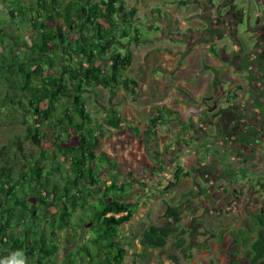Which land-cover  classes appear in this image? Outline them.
Segmentation results:
<instances>
[{
	"label": "trees",
	"instance_id": "16d2710c",
	"mask_svg": "<svg viewBox=\"0 0 264 264\" xmlns=\"http://www.w3.org/2000/svg\"><path fill=\"white\" fill-rule=\"evenodd\" d=\"M136 12L124 0H0V128L11 134L0 146V264H123L121 231L140 199L131 197L135 181L112 172L119 159L98 147L125 123L142 131L113 105L118 89L137 94L125 73L130 44L143 40L123 28L140 20ZM99 87L109 98L96 119L87 93ZM166 114L174 112L161 105L144 125L146 144ZM176 162L160 189L164 225L133 235L143 264L179 234L182 205L171 194L188 172ZM253 219L231 234L228 264H264L262 230L247 237L264 213Z\"/></svg>",
	"mask_w": 264,
	"mask_h": 264
},
{
	"label": "rangeland",
	"instance_id": "374dc122",
	"mask_svg": "<svg viewBox=\"0 0 264 264\" xmlns=\"http://www.w3.org/2000/svg\"><path fill=\"white\" fill-rule=\"evenodd\" d=\"M124 1L127 8L136 7L135 17L140 20L123 28L126 29L125 32L128 36L139 34L143 40L138 45L130 44L129 51L132 66L125 75L137 79V76H135L136 71L144 60L143 56L147 55L148 52L152 53L159 50L164 53L169 50L174 55V63H177L187 54V46L197 42V30L199 29L196 26H200L201 23L197 17L193 18L191 16L193 15V6H190L189 3H187L188 7L190 6L189 10H185L187 5L181 4V1L178 3L179 0H176L173 4H170V0ZM235 8L238 10L237 7ZM241 10H244L245 15L236 24V30L242 37L238 39V46L248 41L247 39L251 34H247L246 31L248 26L253 24V20H248V14L246 15L247 7L242 5L239 11ZM156 12L157 16L152 17L151 14ZM174 17L183 18L185 25L180 28L177 20V22L172 21ZM162 20L166 22V25ZM193 26L195 27L193 28ZM207 28L209 32H212L211 26H207ZM223 29L222 27V31L226 30ZM202 30H206V28L203 27ZM211 42L212 48L220 50L217 41L211 40ZM227 46L225 48L227 50L233 48V42L230 40ZM243 47L240 49L243 52H238L239 49H236L234 54L238 56L243 54L244 62H238V65L246 68L243 64L246 62V58L251 60V57L246 54L250 45H243ZM180 54H182V57H180ZM158 58L150 59L149 67L158 66L159 60L160 65L167 63V59H164L162 55ZM183 64L188 65V63ZM180 65L177 64L175 67ZM197 65L201 68L207 66L204 59L201 62L198 61L195 66ZM175 67L171 76L169 73L157 70L153 73L151 81H149L145 75L144 80L139 81L140 83L144 81L145 85L137 88V94L134 97L123 90H116V99L113 100L114 107L121 116L141 127L142 131L140 134L133 135L130 123H125V126L119 131L100 139L98 150H103L110 156L119 159V165L112 172L120 175L122 181H130L129 179L135 181L136 184L131 197L134 200L138 197L140 199V205L134 218L121 231L122 245L126 250L123 264H143L137 256L141 252V247L138 240L133 238L137 229H143L148 225H164L162 200L165 198L160 189L171 179L174 168L173 162L178 161V154H182L185 147L184 143L177 141V139L189 141L185 138L191 134L189 129L195 126L192 124V120L187 121L186 125H182V122L176 118H173L172 121L164 119L162 125L157 129L158 134L155 141H150L147 144L144 141L147 138L144 125L150 117L156 114L158 107L162 105L161 101L167 106L165 99L160 98H164L170 89L176 91L180 89L177 79L180 78L181 81L189 82V78H182V75L180 77L178 74L173 76L176 72ZM202 70L205 71V69ZM171 79L174 82L172 83L173 87L168 86ZM237 89V87L232 89L229 99L236 98ZM87 95V105L91 110L90 114L96 119L102 117L104 110L108 107V90L99 87L90 90ZM243 96V99H245V95ZM221 99H223V102L226 96ZM172 100L169 96L168 103L172 104ZM248 100L257 110L260 99L254 96V99ZM174 124L179 128L174 129ZM169 134H172V137H169ZM10 137L11 134L8 129L0 128V146L7 144ZM73 142L74 139H72ZM205 143L204 140L203 144ZM252 143L254 141H248L247 145H252ZM207 145L214 147L210 142ZM26 147L30 148L29 144ZM188 155L179 158L180 165L187 168L188 176L180 178L177 186L172 189L173 194H171V196L175 195V203L182 205L179 234L170 239L165 249L151 250V261L147 264H228V252L229 248L232 247L231 234H238L250 229L254 222L253 216L264 213V177H262L264 169L262 172L259 171L260 177L255 176L253 169L247 165L238 168L236 162L231 166L221 165L223 167L219 169L215 157L206 156L205 158L211 160L209 164L212 168L208 172L205 169L201 171L195 167L191 153ZM261 155L262 161L264 150ZM159 159L160 163L156 162ZM183 160L187 162L184 164ZM222 164H224V161H222ZM230 167L232 168L229 169ZM104 182L105 184L108 183L106 179H104ZM259 230H262L264 236V226L257 225L255 227L253 225L250 230L251 233L247 237L255 239L256 231ZM241 235H244V233ZM243 263L245 262L243 261Z\"/></svg>",
	"mask_w": 264,
	"mask_h": 264
},
{
	"label": "crops",
	"instance_id": "0c3cea01",
	"mask_svg": "<svg viewBox=\"0 0 264 264\" xmlns=\"http://www.w3.org/2000/svg\"><path fill=\"white\" fill-rule=\"evenodd\" d=\"M175 19H177L178 22H176L179 24L180 28L185 25V21L183 20V18L174 17L172 21H175ZM162 22L164 23L165 21L162 20ZM232 37L230 36L229 39H227L226 36L218 37L219 40L216 41L220 50H216L214 48L212 50L211 48L213 46L211 40H200L198 37L197 42L189 44L187 46L188 50L186 51L187 54H183L185 56L184 58L182 57V54H180V57L182 58L177 63H174V55H172L169 50L164 53L160 52L159 50L157 52L153 51L152 53L146 52L147 55L143 56L144 60L136 71L135 76H137V79L132 78L139 82L140 80H144L146 75V78L148 77V80L151 81L153 73L157 70L169 73V75L171 76L175 65L181 64L179 67H175L176 72L173 74V76L178 74L180 77L182 75V78H189V82L186 83L187 81H181L180 78L177 79L179 81L178 86L180 87V89H178V91L170 89L167 94L168 97L165 94L164 98L160 99H165L164 101L167 106L164 104L163 101H161V104L164 106L165 109L174 112L173 115L166 114L164 116L165 120L172 121L173 118H176L180 122H182V125H186V123L192 120V124L195 125L194 128L189 129L191 130V134H189V136L185 138L189 140H186L188 142V146L185 145L187 143L186 142L184 144L185 147L182 150V154H178L179 158H181L184 155L189 156L188 154L191 153L193 163L195 162V166H198V164L200 166L204 156H210L211 158L214 156L216 159L215 162H217V166L219 169H221L224 165L229 166L231 163L233 165L235 162L237 163L236 166H238V168H241L240 163H246V160L244 159V157H241V155L238 154L236 150H234L236 153L233 151H229L230 143H228L227 140H224L223 137L228 134L231 130H234L235 134L238 133V131L242 129L241 124L246 129L243 135H245L247 131L249 133L250 129L259 130L258 125L254 123V119L257 115H259V117L264 115V76L260 75L259 78L258 75L253 76L251 74L252 72H250L249 74L247 66L246 68L239 67L238 61L235 59V57H230L233 52H236V49H239L236 48V46L238 44V39L242 38L241 35L238 34L237 36L233 35ZM256 38L257 36L253 35V41H255ZM230 40L233 42V48L227 50L225 48L228 47L227 43H229ZM238 52L243 51L239 49ZM252 52L253 51L251 49L250 54H252ZM161 55L164 59H167V63L160 65L159 60L158 66L149 67V60L159 59L158 57ZM237 58L239 59V62H244L243 54H240ZM202 59H204L205 61H209L210 66L208 63L207 66L203 68L198 65L195 66L198 61L201 62ZM162 61L163 59L161 60V62ZM183 63H188V65L186 66ZM131 66L129 68H131ZM202 69H205V71ZM172 83L174 82L171 79L168 86L173 87ZM144 85V81L138 83V87H142ZM235 87L238 88L237 91L235 90L236 98L229 99L233 91L232 89H234ZM243 95H245V99H243ZM169 96L173 99L172 104L168 103ZM225 96L226 99H224V101L222 102L223 99L221 98ZM254 96L260 99L257 110L254 109L252 103L248 100L254 99ZM192 104L195 106H193ZM226 110L229 111V115L226 117L225 120H231L230 124L232 128L225 129L222 126V129H219L218 138L215 131L216 128L214 129L215 126L211 123V120L213 116H216V118H223V115H220L221 111ZM173 128L177 129L179 127L174 124ZM206 133L210 134L206 135ZM172 134H169V137H172ZM208 135L209 137H207ZM210 136H212V138H210ZM240 139L244 138L241 137ZM240 139L237 141H233L232 143L234 144L232 145L238 147L247 145V140L242 141ZM204 140L207 144L209 142L212 143L214 147H203ZM224 149L226 150V152ZM261 150H263L262 147ZM179 158L176 163L180 165ZM210 161L211 160H209V162ZM222 161H224V164H222ZM183 162L185 164L187 161L183 160ZM221 165L223 166L221 167ZM181 166L185 169V171L187 170L184 165Z\"/></svg>",
	"mask_w": 264,
	"mask_h": 264
},
{
	"label": "flooded vegetation",
	"instance_id": "af4514ba",
	"mask_svg": "<svg viewBox=\"0 0 264 264\" xmlns=\"http://www.w3.org/2000/svg\"><path fill=\"white\" fill-rule=\"evenodd\" d=\"M170 4H173L176 2V0H170ZM181 1V4L189 3L190 6H193L192 8V14L193 18L197 17L199 22L201 23L200 26H196L199 30L198 31V37L200 40H219V36H223L226 38L229 36H237L239 35L238 31L236 30V24L238 21H241L244 18L245 12L244 10H241L242 5H245L247 7L246 15L248 16V20L252 19L253 24L251 26H248L246 33L251 34L250 37L247 39L248 41L244 43V46H249L248 54L251 57L250 59H246V62L243 64L244 66H247L248 73L252 72L251 74L253 76L258 75L260 78V75L264 76V0H179L178 3ZM190 6H186L185 10H189ZM238 10H236V8ZM238 11V12H237ZM177 19H175L176 21ZM198 22V23H199ZM207 26H211L212 32H209ZM195 26H193L194 28ZM203 27L206 28V30H202ZM224 28L226 30L222 31L221 28ZM190 28V27H188ZM192 28V29H193ZM202 30V31H201ZM233 33V34H232ZM253 35L257 36L255 41H253ZM228 37V39H229ZM243 45L239 44L236 48L241 49ZM244 48V47H243ZM251 49L252 54L251 53ZM235 52H233L234 54ZM230 57H235V59L239 62V59L237 58L238 55H230ZM205 63L209 64V61H205ZM257 81V80H256ZM222 117L213 116L211 123L214 124V129L216 128V135L219 138V129H222V126L226 128H232L230 121L231 120H225L226 117L229 115V111H221ZM216 118V119H215ZM214 119V120H213ZM254 123L258 125V129L252 130L250 129L249 133L243 135L246 131V129L242 126L238 133L235 134L234 130L229 131L228 134H226L223 138L224 140H227L228 143H230V150L233 151L236 150L238 154L241 155V157H244L246 160L245 162L240 163V167L243 165H247L248 167H251L253 169L254 175L257 177L259 176V171L262 172L264 169V158L261 161V153L263 150H261V147L263 148L264 145V115L260 116L257 115L254 119ZM232 132V133H231ZM210 134V133H206ZM244 139H240L241 137ZM209 137V135L207 136ZM235 138V139H234ZM210 139V138H208ZM247 140V141H254L252 145H243L241 147L232 145L233 141L237 140ZM248 143V142H247ZM205 148H210L207 143L203 145ZM243 148V149H242ZM235 152V153H236ZM256 162V163H255ZM232 164V163H231ZM231 164L229 166H231ZM199 166V164H198ZM195 166L198 169L202 171V169H205L207 172L208 170L211 171L212 166L209 164V160L207 158H203V161L201 162L200 166ZM230 167L229 169H231ZM205 171V172H206ZM264 177V174L262 175Z\"/></svg>",
	"mask_w": 264,
	"mask_h": 264
},
{
	"label": "clouds",
	"instance_id": "9594fccd",
	"mask_svg": "<svg viewBox=\"0 0 264 264\" xmlns=\"http://www.w3.org/2000/svg\"><path fill=\"white\" fill-rule=\"evenodd\" d=\"M210 137H212V136H210Z\"/></svg>",
	"mask_w": 264,
	"mask_h": 264
}]
</instances>
